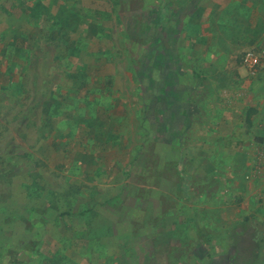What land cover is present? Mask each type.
I'll return each mask as SVG.
<instances>
[{"label":"rangeland","instance_id":"1","mask_svg":"<svg viewBox=\"0 0 264 264\" xmlns=\"http://www.w3.org/2000/svg\"><path fill=\"white\" fill-rule=\"evenodd\" d=\"M180 2L0 0V264H194L201 240L212 258L232 248L245 217L264 233V167L249 164L264 77L243 78V125L201 151L207 133L146 116L150 52L170 58ZM254 10L261 35L264 0Z\"/></svg>","mask_w":264,"mask_h":264},{"label":"crops","instance_id":"2","mask_svg":"<svg viewBox=\"0 0 264 264\" xmlns=\"http://www.w3.org/2000/svg\"><path fill=\"white\" fill-rule=\"evenodd\" d=\"M256 2L257 0H184L177 5V11L186 13L185 24L180 22V26H176L173 19L169 21L172 26L175 25L172 30V41H176L177 46L181 44V47L185 48H178L169 42V45H172L168 48L170 58L166 56L159 43L157 48L150 52L153 83L159 88L155 94V103L150 102L146 116L158 114L159 120L156 121H160L165 115L164 120L169 121V114H173L177 118V132L189 129L196 134L207 133V137L203 136L211 142L202 146L200 141H196L195 148L200 151L203 147H210L209 145L214 143L212 141H217L215 139L220 135L223 137L235 129L236 124L243 125L237 120V116L240 117L245 109L241 100L243 98L241 82L244 77L251 76L238 59L244 49H246L244 52L257 50L256 47L264 41V33L260 35L256 30L257 22L253 23L254 12H257L254 10ZM169 72L174 73L173 79L176 82L171 86L166 80ZM256 77L257 79L264 77V71ZM165 85L171 90L170 93H165ZM198 98L208 104H203L205 113L202 119L193 120L191 117H195L199 111L195 107ZM257 101L254 106L256 112L251 120L253 129L260 134L262 147L249 162L251 170H255L256 178L261 167H264V94L257 96ZM140 115L141 117L145 115L144 109ZM166 129L167 133L173 130L171 125L169 127L166 125ZM218 141L221 142L220 148H224L227 140ZM196 158L199 156L196 155ZM259 176L263 177L264 174ZM254 177L252 180H255ZM258 183L259 181L254 183L255 193L260 191Z\"/></svg>","mask_w":264,"mask_h":264},{"label":"trees","instance_id":"3","mask_svg":"<svg viewBox=\"0 0 264 264\" xmlns=\"http://www.w3.org/2000/svg\"><path fill=\"white\" fill-rule=\"evenodd\" d=\"M173 76V72L168 73L166 80L169 86L172 83L176 84ZM170 92L169 87L165 85V93ZM258 227L259 224L255 217H245L238 226L240 233L232 236V248L227 250L222 257L212 258L206 244L201 240L192 248L190 259L194 260V264H264V233L260 232ZM206 257L209 259L207 260Z\"/></svg>","mask_w":264,"mask_h":264},{"label":"built area","instance_id":"4","mask_svg":"<svg viewBox=\"0 0 264 264\" xmlns=\"http://www.w3.org/2000/svg\"><path fill=\"white\" fill-rule=\"evenodd\" d=\"M241 65L249 76L255 77L264 71V54L257 50H249L244 53Z\"/></svg>","mask_w":264,"mask_h":264}]
</instances>
